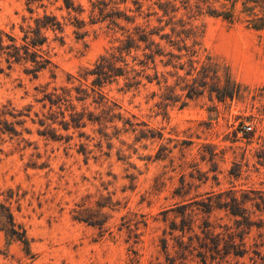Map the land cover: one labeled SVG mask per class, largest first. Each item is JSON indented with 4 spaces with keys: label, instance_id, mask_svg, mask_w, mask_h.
Segmentation results:
<instances>
[{
    "label": "rangeland",
    "instance_id": "1",
    "mask_svg": "<svg viewBox=\"0 0 264 264\" xmlns=\"http://www.w3.org/2000/svg\"><path fill=\"white\" fill-rule=\"evenodd\" d=\"M71 3L0 0V29L16 37L44 15L61 24L45 33L51 67L0 73V204L28 240L26 251L0 231V264H202L200 245L221 249L242 220L217 203L236 198L239 215L264 222V0ZM138 29L162 54L143 67L137 43L123 60L153 80L116 78L105 107L75 101V89L91 93L86 72ZM45 94L71 97L51 106ZM243 239L246 255L221 264H264L253 254L264 256V228Z\"/></svg>",
    "mask_w": 264,
    "mask_h": 264
},
{
    "label": "trees",
    "instance_id": "2",
    "mask_svg": "<svg viewBox=\"0 0 264 264\" xmlns=\"http://www.w3.org/2000/svg\"><path fill=\"white\" fill-rule=\"evenodd\" d=\"M62 2L64 3L66 9H74L71 0H62ZM248 10L251 11L252 9L250 8ZM213 14H215L216 16H220V14L217 13ZM255 21L260 23L254 25V28L260 29L264 26V17L255 19ZM48 30L61 31V24L55 19V17L48 15H44L41 18L34 19L32 25L29 23L25 27L20 26V37H16L0 29V73H3L4 70H10L14 65H28V68L25 69V73L31 74L33 78H37L39 73L51 67V59L43 50V47L47 43V37L45 33ZM154 34L155 33H147L144 30L138 29L136 35L137 38L135 40L132 39L130 35H128L126 39L122 41L121 44L116 47L112 53L101 56L95 63L94 68L86 72V75L94 76V79L91 81V93H88L86 89H75L76 94L79 95V97L75 98V101L84 103L89 97L92 96V98L96 100L93 101L95 104L101 107H105L108 101H106L105 97H103L102 93L100 92L102 87L106 84H110L116 78L126 76V74L128 75L129 73H133V76L129 79L130 81L128 86L137 87L140 84L139 78L144 76L142 74L143 70L136 72L135 70L131 69L127 71L128 65L123 60V55L129 53L130 49L133 48V44L137 49L138 46L136 44L143 43L145 45L144 50L148 53H144L145 62H140V65L146 67L149 62L153 64L155 61V57L161 56L162 54L159 45L155 43L154 40H151V36ZM159 39L165 40L167 38L163 35H160ZM2 63L5 64L4 68L1 66ZM119 64H122V66ZM144 79L148 82H151V80H153V78L147 75L144 76ZM61 91L70 93L69 90L61 89ZM220 94L222 98L229 97V95H227L225 91H221ZM70 97L71 96L69 94H67L65 98H62V95L59 94L44 95V98L50 103L51 106L63 104L66 101L70 100ZM74 110L75 109L73 108V111ZM84 115V111L81 113L74 112L70 115L72 128H81L84 126L83 123H81ZM64 126V130L67 131L69 129V124L66 123ZM254 200L256 199H251V201ZM257 200H260V203H257L255 201L254 206L256 208H260V206L264 208V199L262 197H258ZM216 206L218 209L229 210V213L233 217H240L242 220L235 221V224L237 225V229H239V231L236 234H229V240L223 244L221 249L220 244L217 240L211 241V247L207 245L208 243L206 242L200 245V248L202 250L198 251L196 257L199 258L202 264H206L207 260H210L211 263L217 261L216 264H221V262L229 255H232L234 258L242 259L247 253V249L245 248L243 239L244 230L250 229L252 226H255L258 230L264 228V222L262 220H260L259 223H255L249 221L244 215H239V211H243L244 209L240 207V203L236 198L232 197L229 201H220L216 204ZM210 210L211 205L209 204L204 213L209 214ZM205 224L206 226L204 227V233L207 234L209 223ZM0 231H3L5 236L10 240L21 243L27 251L28 240L26 238L25 231L21 229V227L16 225L10 209L1 204ZM235 239H238L239 243H236ZM255 246L257 247V245ZM253 254L257 257V259L264 263V256H262L258 250L254 251ZM234 264L244 263H240L239 261H237ZM253 264H256V261H253Z\"/></svg>",
    "mask_w": 264,
    "mask_h": 264
},
{
    "label": "built area",
    "instance_id": "3",
    "mask_svg": "<svg viewBox=\"0 0 264 264\" xmlns=\"http://www.w3.org/2000/svg\"><path fill=\"white\" fill-rule=\"evenodd\" d=\"M244 130H246V131H249L250 130V127H244Z\"/></svg>",
    "mask_w": 264,
    "mask_h": 264
}]
</instances>
